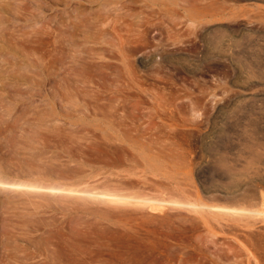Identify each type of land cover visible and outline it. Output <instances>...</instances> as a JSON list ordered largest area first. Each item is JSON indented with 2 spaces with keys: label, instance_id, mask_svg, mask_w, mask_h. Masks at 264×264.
<instances>
[{
  "label": "rangeland",
  "instance_id": "obj_1",
  "mask_svg": "<svg viewBox=\"0 0 264 264\" xmlns=\"http://www.w3.org/2000/svg\"><path fill=\"white\" fill-rule=\"evenodd\" d=\"M0 181V264H264V0H0Z\"/></svg>",
  "mask_w": 264,
  "mask_h": 264
},
{
  "label": "bare ground",
  "instance_id": "obj_2",
  "mask_svg": "<svg viewBox=\"0 0 264 264\" xmlns=\"http://www.w3.org/2000/svg\"><path fill=\"white\" fill-rule=\"evenodd\" d=\"M67 101H66V104H67V106L70 108V109H72L73 111H77V112H79V113H81L82 112V117H81V120L79 121V120H67V118H69L70 116L68 115V114H65L64 116H65V120H67V121H65V125L66 126H69V128L71 129V131H73V130H75V129H79V130H81V131H88V132H91V130L89 129V128H87V126H86V124L88 123L87 122V116H86V113H85V109L84 108H75L74 107V103H72V101L70 100H68V99H66ZM64 101V100H63ZM86 107V109H87V106H85ZM66 108V107H65ZM96 108H98V107H96ZM101 108V110H100V113H101V115L103 116V117H101V118H94L93 117V120H95V121H97V126H96V128L95 129H99V131H101V133H105V131L107 130V129H112V130H119V131H121L122 129H123V127H124V122L122 121V112L118 109V108H116V107H110V106H102V107H100ZM69 110V109H68ZM69 111H71V110H69ZM63 113V112H62ZM62 116V115H61ZM90 116V115H89ZM94 116V115H93ZM91 117H92V115H91ZM64 118V117H63ZM84 120V121H83ZM69 124V125H68ZM55 126L57 127V128H61L60 129V131L61 130H63V129H68L66 126H64L63 124H55ZM53 127H54V125H53ZM71 127H75L74 129L73 128H71ZM257 129V128H256ZM249 138H251V137H249ZM253 138V137H252ZM0 182H3V181H0ZM14 182H12L11 184H13ZM17 183V182H16ZM2 184V183H1ZM6 184V183H5ZM7 184H10V183H7ZM17 184H20L21 185V183H17ZM25 185H28V184H26V183H24ZM32 184V183H31ZM30 184V186H29V189H31L30 187H34V188H36V189H39V188H37V187H39V185L38 186H35L34 184L33 185H31ZM12 186V185H11ZM16 186V185H15ZM22 186V185H21ZM23 187V186H22ZM26 187H28V186H26ZM56 187V186H55ZM55 187H53V186H50V189H52V188H55ZM58 188H60L61 190L63 189V190H65L64 188H63V186H61V187H59V186H57ZM56 187V189H54V190H57L58 188ZM24 188H25V186H24ZM34 188H32V189H34ZM67 189H69V192L70 191H75V192H79V193H86V194H89V195H100V196H102V197H104V198H106V199H121V198H124V196H122V195H119V194H116V193H109V192H105V193H91V192H88L87 190H85V189H75V188H67ZM60 191V190H59ZM67 191V190H66ZM247 209V208H246ZM251 210V209H250ZM253 210V209H252ZM248 211V210H247ZM254 211L256 212V213H258V214H262V215H264V209H257V210H255L254 209ZM251 212V211H250ZM255 213V214H256ZM252 214H254V212L252 211ZM63 250H66V251H71V252H73V255L74 254H76V252H75V250L73 249V247L71 246V245H69V244H67L63 249H59V246H58V244H55V245H52V246H46L45 248H43V251H44V253H45V258H43L42 260V262H45L46 264H78V262H77V260H74V259H68V257L69 256H67V255H65L64 253H63ZM61 251V252H60ZM62 253V254H61ZM63 256L65 257L64 259H63ZM18 262H16V261H14V264H17Z\"/></svg>",
  "mask_w": 264,
  "mask_h": 264
}]
</instances>
